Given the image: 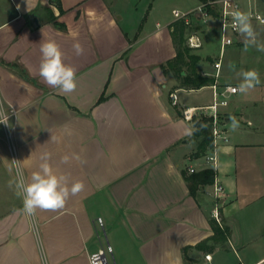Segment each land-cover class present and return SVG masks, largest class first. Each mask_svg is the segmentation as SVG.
I'll return each mask as SVG.
<instances>
[{
  "label": "crops",
  "instance_id": "crops-1",
  "mask_svg": "<svg viewBox=\"0 0 264 264\" xmlns=\"http://www.w3.org/2000/svg\"><path fill=\"white\" fill-rule=\"evenodd\" d=\"M154 1L136 5L126 19L111 0H0V120L2 109L9 116L0 123V264H90V254L106 242L114 248L110 264H264V51L244 67L256 69L261 83L229 94L220 108L227 140L200 153L196 123L210 118L215 91L238 86L240 78L227 74L218 23L214 17L210 29L203 23L200 0L174 8L171 18L152 15ZM175 10H195L187 29L201 37L194 53L201 56L199 71L215 77L211 85L182 87L164 69L177 56ZM216 37L219 56L211 49ZM239 38L230 51H244ZM48 40L76 69L72 93L38 74L40 46ZM257 42L264 45V35ZM176 90L178 104L171 97ZM186 107L204 113L187 121ZM230 117L235 130L225 125ZM215 151L222 197L209 194L213 184L192 194L187 177L215 170L206 159ZM44 153H51L55 174L84 188L62 209L28 216L16 194L17 164L30 178ZM65 155L79 159L65 164ZM216 227L227 228L225 239L214 238Z\"/></svg>",
  "mask_w": 264,
  "mask_h": 264
},
{
  "label": "clouds",
  "instance_id": "clouds-1",
  "mask_svg": "<svg viewBox=\"0 0 264 264\" xmlns=\"http://www.w3.org/2000/svg\"><path fill=\"white\" fill-rule=\"evenodd\" d=\"M232 26L243 37L244 51L256 47L258 51H264V45L258 44L257 33L251 23L250 14L235 11L232 14ZM73 48L77 55L83 54V47L75 43ZM41 61L39 64V76L50 87L58 89L62 93H72L76 90V69L64 62V53L59 44L54 40H48L40 46ZM230 69L235 71V65L230 64ZM240 83L236 89L242 94H247L261 83L260 74L256 69L238 71ZM231 128L235 130L238 122L235 117H230ZM7 123V120H0ZM70 157L65 155L61 158L62 163H68ZM39 170L33 171L30 178H25L23 171L17 164L16 194L22 199V211L28 216H34L37 210L56 211L62 209L71 196L78 195L84 188L81 181L71 183L67 175H57L50 164L51 153H44L40 157ZM13 182H10V187Z\"/></svg>",
  "mask_w": 264,
  "mask_h": 264
},
{
  "label": "built area",
  "instance_id": "built-area-1",
  "mask_svg": "<svg viewBox=\"0 0 264 264\" xmlns=\"http://www.w3.org/2000/svg\"><path fill=\"white\" fill-rule=\"evenodd\" d=\"M211 6L216 8L218 15L214 17L210 10L208 9V5L206 3H201L198 7V11L201 13V17L204 24H207L211 18H215L218 27H219V34L221 40V55L224 54L225 49L228 46H231L236 43V40L241 36V34L236 31L232 26V14L235 11H241L251 16V23H257L260 25H264V12L258 6V1L256 0H215L209 3ZM195 10L183 12L180 10L174 11V16L179 19L183 20L187 27L193 26L192 15ZM188 44L192 48H199L202 46L201 37L197 33H191L188 36ZM218 72L216 76L219 75V70L221 68V61H218L216 64ZM216 88V85H214ZM237 86L234 85H227L221 92L217 90L214 93V102L212 105L208 106L211 110V113H208L211 118V125H212V134H213V143L217 144L218 140L222 138L223 140H227L226 130L223 128V119L220 114V108L225 107L229 104L228 96L229 94L236 93L237 91H232V89H236ZM171 97L173 99L174 104H178V92L177 90L171 93ZM203 107H186L183 109V117L187 121L193 122L196 119V116L202 115L204 112H201ZM1 119L7 120L9 116L6 112L2 109L1 110ZM208 162L214 163V171L216 172L218 168V154L215 151L213 155H207L206 157ZM189 170L194 172L195 169L190 167ZM224 191L223 185L216 180L213 183V191H208L209 194L214 195L216 198L222 197V192ZM214 217L215 219L222 225V218L219 210L216 208L214 210ZM98 225L100 226L103 233H105V223L103 218H98ZM114 254V248L109 243L101 245L97 250L93 251L90 254V264H110V257ZM212 256L210 254L206 255V259L211 260Z\"/></svg>",
  "mask_w": 264,
  "mask_h": 264
},
{
  "label": "trees",
  "instance_id": "trees-1",
  "mask_svg": "<svg viewBox=\"0 0 264 264\" xmlns=\"http://www.w3.org/2000/svg\"><path fill=\"white\" fill-rule=\"evenodd\" d=\"M200 1L208 5V9L214 17L218 15L216 8L209 4L211 1L215 0ZM60 26L62 28L65 27L63 24ZM173 26L174 30L172 34L177 46V56L164 65L166 72H173L180 80L182 87L196 89L213 84L215 77L203 75V73L198 69L201 56L194 53L193 48L185 44V34L187 30L185 22L183 20H178L173 24ZM195 134L198 136H203V141L199 147V152L203 153L208 147L213 145L211 118H204L203 125L197 128ZM215 178L216 173L213 169H205L191 174L187 177V180L192 194L195 195L203 186L213 184ZM227 232V228L222 229L221 227H216V237L214 236V238L217 239L219 238L218 236H220L221 238L225 239L228 234Z\"/></svg>",
  "mask_w": 264,
  "mask_h": 264
},
{
  "label": "rangeland",
  "instance_id": "rangeland-1",
  "mask_svg": "<svg viewBox=\"0 0 264 264\" xmlns=\"http://www.w3.org/2000/svg\"><path fill=\"white\" fill-rule=\"evenodd\" d=\"M153 1L154 0H111V2H113L112 4H114L113 6L119 5V6L123 7L121 9H119V15L123 14L126 17V19L130 16V12L135 9L134 7H136V5L144 4V3L147 4V3L153 2ZM193 3H194L193 0H155L152 15L157 16V17H162V18H168V17L171 18V17H173L172 10L174 8L185 9V8L190 7L191 4H193ZM130 6L133 9H131ZM258 6L261 9V11L264 12V0H259ZM196 25H198V24H196ZM252 25H253V28L255 29L257 35H259L260 38L263 37L264 25H260L257 23H252ZM206 26L208 27V29H210V24H207ZM199 27L202 28L204 26L199 25ZM190 31H191L190 29H187L186 34H185V44L188 46H189L188 36L190 35ZM209 31L212 32L215 30L212 29ZM209 31H207V32H209ZM207 35L209 37V33ZM219 39H220V34H219ZM219 39L217 37H216V39H214V38L211 39L212 54L216 55V56H219V53H220V40ZM237 42L241 43L240 38H238L236 40V44H237ZM196 49H198V48H193V51H196ZM230 49H231V47L228 46L227 50H226L227 51L226 57H228V59H229V64L227 66L226 71H227L228 75H234L236 77H238L236 73L238 71H240L241 69L244 70V67L246 65H252L253 64V61H252L253 56L257 53H260V51H255L254 48H252L251 51H230ZM204 52L209 53L210 51H204ZM230 64L235 65V71L230 69V67H229ZM238 94L240 95L241 93L238 92ZM179 95L180 96L181 95L187 96L189 99H194V97H197L193 94L188 96L186 93H184L182 91L179 93ZM225 125L231 126V123H229V124L225 123Z\"/></svg>",
  "mask_w": 264,
  "mask_h": 264
},
{
  "label": "water",
  "instance_id": "water-1",
  "mask_svg": "<svg viewBox=\"0 0 264 264\" xmlns=\"http://www.w3.org/2000/svg\"><path fill=\"white\" fill-rule=\"evenodd\" d=\"M37 25H38V23H37ZM201 125H203V122H198V123H196V127H198V126H201Z\"/></svg>",
  "mask_w": 264,
  "mask_h": 264
}]
</instances>
